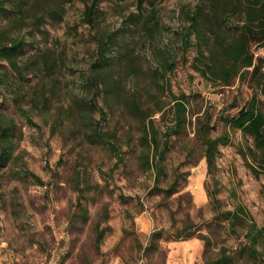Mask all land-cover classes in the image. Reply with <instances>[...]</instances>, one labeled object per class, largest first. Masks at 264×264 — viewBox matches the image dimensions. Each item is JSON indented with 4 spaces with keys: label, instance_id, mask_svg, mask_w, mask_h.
Returning a JSON list of instances; mask_svg holds the SVG:
<instances>
[{
    "label": "rangeland",
    "instance_id": "1",
    "mask_svg": "<svg viewBox=\"0 0 264 264\" xmlns=\"http://www.w3.org/2000/svg\"><path fill=\"white\" fill-rule=\"evenodd\" d=\"M90 1L1 0L0 34L20 38L22 75L0 56V123L13 150L0 162V264L156 263L143 248L158 229L165 264H264V240L262 254L250 252L221 214L240 203L264 230V164L252 137L226 122L251 96L248 78L205 80L196 48L181 42L182 11L199 0H100L89 22ZM171 92L186 95V111L168 144L159 134L156 170L135 108L161 106L163 131ZM207 112L210 136L229 135L209 174L196 134ZM183 226L210 237L206 254L197 237L166 240L164 229Z\"/></svg>",
    "mask_w": 264,
    "mask_h": 264
},
{
    "label": "trees",
    "instance_id": "2",
    "mask_svg": "<svg viewBox=\"0 0 264 264\" xmlns=\"http://www.w3.org/2000/svg\"><path fill=\"white\" fill-rule=\"evenodd\" d=\"M100 0H91L86 5L85 13L88 21L92 22L95 8ZM144 2L151 0H137L138 8H142ZM1 5V0H0ZM185 17V29L181 35V42L185 49L190 46L196 48L193 58V68L207 81L221 86H229L237 81L242 83L247 78L248 88L251 96L238 110L237 114L227 117L228 126L239 129L252 137V146L249 151L256 157L258 164H264V59L255 55V48L264 47V0H199L188 10L182 11ZM22 47V42L17 36L0 34V56L11 68L22 75L19 70L17 56ZM174 120L166 125L163 131L156 126L154 115L162 111V107H142L136 105V111L143 121L142 131L146 143L153 151V159L158 170L159 164L156 161L160 144L159 134L168 144L171 135L176 134L180 129L182 116L186 111V95L176 96L171 92ZM211 114L196 120V134L200 137L203 145V157L207 164V173L215 168V157L219 152V144L229 140L228 134H221L216 137L210 136ZM99 137H105L102 129L96 131ZM0 138L8 144L0 148V162L10 159L13 150L8 128L0 123ZM255 160V159H253ZM40 180V179H38ZM173 182L167 188L169 193L175 192ZM212 202L217 206L218 199L211 196ZM227 221L232 234L242 235L250 252L262 254L257 248V243L264 240V230L252 218L250 212L242 204H237L234 209L221 212ZM167 234L166 240H179L189 237H197L204 241L206 254L211 239L208 235L201 233L198 229L183 226L175 229H164ZM99 233L97 240L101 238ZM162 237L161 229L151 232L143 252L156 250L158 252L157 262L147 261L146 264H165L167 257L166 248L162 247L159 240ZM225 255V253H223ZM224 259L230 260V256ZM206 260L203 264H208ZM143 264V263H139Z\"/></svg>",
    "mask_w": 264,
    "mask_h": 264
}]
</instances>
